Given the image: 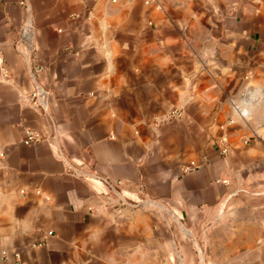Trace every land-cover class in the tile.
Segmentation results:
<instances>
[{
	"label": "crops",
	"instance_id": "obj_1",
	"mask_svg": "<svg viewBox=\"0 0 264 264\" xmlns=\"http://www.w3.org/2000/svg\"><path fill=\"white\" fill-rule=\"evenodd\" d=\"M0 264H264V0H0Z\"/></svg>",
	"mask_w": 264,
	"mask_h": 264
},
{
	"label": "rangeland",
	"instance_id": "obj_2",
	"mask_svg": "<svg viewBox=\"0 0 264 264\" xmlns=\"http://www.w3.org/2000/svg\"><path fill=\"white\" fill-rule=\"evenodd\" d=\"M173 112H170V113H167L165 115V117L162 118V122L163 123H170L172 121H177V120H180L181 119V115H182V112L180 110H175V116H173ZM216 142V141H215ZM209 148H213V151H216V153H219L220 156H225L223 154L220 153V149L219 147L217 146V144H207L206 145V150L209 149ZM197 169H193V170H190L189 172H181V174L185 175V174H189V173H192L194 171H196ZM181 171V170H180ZM137 208V207H136ZM135 209V208H134ZM152 211V218L153 219H158L159 221V224H160V221L163 223H161L164 227H165V222L164 220L165 219H174V231H180V232H188V229L185 228L183 226L182 223H179L181 221H176V219H182V217H180L179 215H177L176 213H171L169 212V209H166L164 207V205L160 204L159 202L156 203V207H152L150 209ZM201 214H198L196 213V210L195 212H193V215L191 217H193L194 219H198V218H201ZM172 230V229H171ZM189 243L191 244V246L194 248L195 252L199 255V258H200V262H202V260H204V251H206L205 249V246H202L203 244V241H202V244H201V241L200 243L193 237H191V239L189 240ZM206 258V257H205Z\"/></svg>",
	"mask_w": 264,
	"mask_h": 264
},
{
	"label": "built area",
	"instance_id": "obj_3",
	"mask_svg": "<svg viewBox=\"0 0 264 264\" xmlns=\"http://www.w3.org/2000/svg\"><path fill=\"white\" fill-rule=\"evenodd\" d=\"M3 78H5V73L3 72L2 75ZM39 93V92H38ZM37 95V94H36ZM254 102L253 98L250 95H247L246 93L240 95V99H239V105L238 106H234V110L236 112V114L242 118H245L248 114V110L249 107L251 106V104ZM176 112H173V116H175ZM232 124V120L229 121ZM41 139V136L39 134H37L36 132L27 130L25 131V138L23 140V143L28 145L31 143H35L37 141H39ZM218 144L220 146V153L223 155H226L228 153V145H227V141L224 137H221L218 140ZM190 170H193L190 167H185L183 168V172H189ZM82 174V173H80ZM83 175V174H82ZM102 178V177H101ZM105 179V178H103ZM98 180V179H97ZM106 180V179H105ZM100 181V180H99ZM102 182V181H100ZM107 184H109L110 186L114 187V185H112L108 180H106ZM107 188H109V186L102 182ZM222 183H226V181H223ZM115 188V187H114ZM110 189V188H109ZM116 189V188H115Z\"/></svg>",
	"mask_w": 264,
	"mask_h": 264
},
{
	"label": "water",
	"instance_id": "obj_4",
	"mask_svg": "<svg viewBox=\"0 0 264 264\" xmlns=\"http://www.w3.org/2000/svg\"><path fill=\"white\" fill-rule=\"evenodd\" d=\"M92 177L95 178V179H98V180H100V181H102V182H104V183L107 184V182H106L105 179H103V178H101V177H99V176H97V175H92ZM107 185L109 186L110 190H112L113 193H114L116 196H118V193L115 191V188L112 187V186H110L109 184H107ZM120 201H121V202H124V200H123L122 198H120ZM128 205H129V204H128ZM139 205H140V204H138V205H129V206H132L133 208H136V207H138Z\"/></svg>",
	"mask_w": 264,
	"mask_h": 264
}]
</instances>
